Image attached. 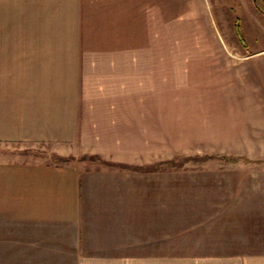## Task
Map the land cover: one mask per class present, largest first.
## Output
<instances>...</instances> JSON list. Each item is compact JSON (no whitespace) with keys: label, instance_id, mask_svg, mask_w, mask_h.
I'll use <instances>...</instances> for the list:
<instances>
[{"label":"crops","instance_id":"crops-1","mask_svg":"<svg viewBox=\"0 0 264 264\" xmlns=\"http://www.w3.org/2000/svg\"><path fill=\"white\" fill-rule=\"evenodd\" d=\"M98 3L121 18L100 50L0 52V142L81 156L0 159V264H264V48L220 29V109L178 111L160 92L177 75L160 0ZM192 149L220 166L178 169Z\"/></svg>","mask_w":264,"mask_h":264},{"label":"rangeland","instance_id":"rangeland-1","mask_svg":"<svg viewBox=\"0 0 264 264\" xmlns=\"http://www.w3.org/2000/svg\"><path fill=\"white\" fill-rule=\"evenodd\" d=\"M168 1L171 3L166 8ZM175 1V6H172ZM86 2L0 0V52L27 43L68 50V46L76 44L77 39L79 43L86 42L91 51L100 50L97 48H102L110 38L107 31L116 28L121 18L119 14L112 20L106 18L107 9L104 6L109 5L100 4L98 0ZM262 7L264 0H160L161 23H165L164 18H171L172 30V37L162 36L160 45L177 46H174L176 51L171 53L177 60V75L175 80L162 78L160 92L177 96L178 111L220 109V72L216 75L220 69V44L217 45L220 29L239 32L244 36L242 47L249 51L264 48ZM167 12L169 14H165ZM111 22L112 26H108ZM48 34H52L53 38L47 39ZM200 46L208 48L203 50ZM261 54L251 59L259 71L264 70V52ZM194 119L201 120L199 116ZM195 129L198 130L194 126L192 130ZM192 130L190 135L197 133ZM58 147L52 142H0V159L37 157L44 162L59 164L77 162L81 157L62 155ZM82 157L90 167L105 163L94 156ZM177 157L178 169H197L203 160L211 162L210 167L220 166V149H192L178 153Z\"/></svg>","mask_w":264,"mask_h":264},{"label":"trees","instance_id":"trees-1","mask_svg":"<svg viewBox=\"0 0 264 264\" xmlns=\"http://www.w3.org/2000/svg\"><path fill=\"white\" fill-rule=\"evenodd\" d=\"M256 1V0H255ZM263 8V7H262ZM264 11V8L262 9ZM97 157V156H96Z\"/></svg>","mask_w":264,"mask_h":264}]
</instances>
